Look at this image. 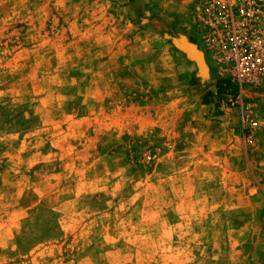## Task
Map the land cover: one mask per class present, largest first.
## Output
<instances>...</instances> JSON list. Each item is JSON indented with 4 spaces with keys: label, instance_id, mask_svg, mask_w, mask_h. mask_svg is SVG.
<instances>
[{
    "label": "rangeland",
    "instance_id": "1",
    "mask_svg": "<svg viewBox=\"0 0 264 264\" xmlns=\"http://www.w3.org/2000/svg\"><path fill=\"white\" fill-rule=\"evenodd\" d=\"M196 1L0 0V264H264V87Z\"/></svg>",
    "mask_w": 264,
    "mask_h": 264
},
{
    "label": "built area",
    "instance_id": "2",
    "mask_svg": "<svg viewBox=\"0 0 264 264\" xmlns=\"http://www.w3.org/2000/svg\"><path fill=\"white\" fill-rule=\"evenodd\" d=\"M204 51L237 87L234 99L264 87V0H197Z\"/></svg>",
    "mask_w": 264,
    "mask_h": 264
},
{
    "label": "crops",
    "instance_id": "3",
    "mask_svg": "<svg viewBox=\"0 0 264 264\" xmlns=\"http://www.w3.org/2000/svg\"><path fill=\"white\" fill-rule=\"evenodd\" d=\"M183 45H185L184 47H187L188 49L189 48L192 49V51L195 50V51H193L194 54H196V56L194 55L195 58L192 55H190V56H192L194 58L195 63H196V68L198 69L197 72H195V74H194V78L199 80V83L201 84V86H203V84L207 83V82H213L214 84L217 83V81H216L217 76H216L214 67L213 66L210 68L207 67V65L204 63L202 57H200V55L198 54L199 51L197 49L196 44L189 42V43H184ZM209 90L211 92L215 93V87L212 85V86H209V87L203 89L200 94L202 96L204 95L203 98L215 99L216 96L210 95L209 93H207Z\"/></svg>",
    "mask_w": 264,
    "mask_h": 264
},
{
    "label": "trees",
    "instance_id": "4",
    "mask_svg": "<svg viewBox=\"0 0 264 264\" xmlns=\"http://www.w3.org/2000/svg\"><path fill=\"white\" fill-rule=\"evenodd\" d=\"M216 89L220 98H222L227 94L234 93L236 90L235 87L232 86L228 81H223V80L217 81Z\"/></svg>",
    "mask_w": 264,
    "mask_h": 264
}]
</instances>
